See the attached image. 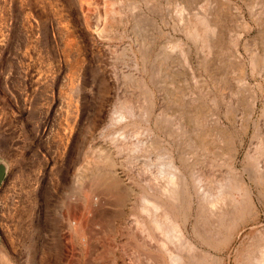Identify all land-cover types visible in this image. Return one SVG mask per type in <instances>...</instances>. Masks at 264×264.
Returning <instances> with one entry per match:
<instances>
[{"label": "rangeland", "instance_id": "374dc122", "mask_svg": "<svg viewBox=\"0 0 264 264\" xmlns=\"http://www.w3.org/2000/svg\"><path fill=\"white\" fill-rule=\"evenodd\" d=\"M180 1L0 0V163L5 169L0 242L16 257L25 260L38 251L37 263L31 264H66L59 248L63 233L48 224L59 220L66 191H76V204H84L77 191L93 172L91 155L102 144L99 134L128 99L140 111L154 100V117L165 118L160 120L165 122L162 143L179 148L188 179L215 170L220 181L230 169V150L237 149L235 167L242 170L249 153L264 142V12H220L221 40L205 65L200 44L184 27L206 12L193 5L178 14L175 3L185 5ZM238 37L241 55L234 58L231 43ZM250 55L262 59L255 73L247 65ZM195 99L202 105L197 107ZM75 177H80L78 186ZM255 192L264 226V197ZM137 198H131L124 218H134L130 204L135 200L139 206ZM48 207L53 208L50 214ZM118 221L101 233L100 251L107 243L133 248L117 235ZM253 229L249 223L234 247L222 252L230 256L229 264Z\"/></svg>", "mask_w": 264, "mask_h": 264}, {"label": "bare ground", "instance_id": "6f19581e", "mask_svg": "<svg viewBox=\"0 0 264 264\" xmlns=\"http://www.w3.org/2000/svg\"><path fill=\"white\" fill-rule=\"evenodd\" d=\"M239 1L243 5L234 0H184L185 5L175 3L178 14L188 12L193 5L198 12H206L190 20L188 18L189 21L184 27L186 35L194 43L200 44L205 65L221 40L222 12H264V0ZM131 5V10H140L138 5ZM241 39L238 37L231 43V51L238 56L236 58L241 55ZM182 53L187 60L191 56L187 46L183 47ZM261 60L253 56L249 58L247 65L250 66L251 73L258 70ZM262 62L264 68V60ZM197 101H194L197 107L202 105L203 102ZM135 103L128 99L117 106L107 127L99 134L102 147L100 145V148L92 152L93 172L77 191L83 197L84 204H76L75 201L79 198H76V191H66L59 220L48 224V229H58L63 233V242L59 243V248L62 249L66 264H229L230 256L221 254L225 249L231 250L234 247L236 239L249 223L254 225V229L247 232L248 235L234 249L231 261L233 264H264V226L259 224L260 199L257 198L258 203L254 197L255 190L258 193L256 197L261 200L264 197V142L254 152L249 153V162L246 161L248 165L245 163L242 170L237 169V165L235 167L237 149L230 150L226 159L230 169L226 176L219 178L220 181L216 180L215 170H212V175L208 174L210 171H206V176L191 174L192 178L189 179L192 184H189L188 176L183 172L184 158L176 150L179 144H176L175 149L170 148L172 145L166 148L165 143H162L165 122L160 121L164 117L160 120L154 117V100L149 101L148 108L143 106V112L137 109ZM256 103L254 100L253 108ZM168 121L170 120H166V123ZM218 121L224 124V120ZM215 166L213 164L212 167ZM76 180L78 186L80 177ZM132 197H138L140 205H135V200L130 204L133 210L129 214L135 219H127L124 218V212ZM110 206L114 209L107 212ZM52 209L48 207L49 214ZM40 211L43 212L42 209ZM119 217L120 220L123 218L120 222ZM117 221L120 223L117 235L126 237L133 248L129 251L125 244L114 245L115 243L106 242V249L100 251V244L103 243L101 233ZM7 247L0 242V264L37 263L38 251L35 256L27 254V259L22 260ZM212 250L220 251V255L213 254Z\"/></svg>", "mask_w": 264, "mask_h": 264}, {"label": "water", "instance_id": "95a60500", "mask_svg": "<svg viewBox=\"0 0 264 264\" xmlns=\"http://www.w3.org/2000/svg\"><path fill=\"white\" fill-rule=\"evenodd\" d=\"M3 174H4V164L0 163V184H1Z\"/></svg>", "mask_w": 264, "mask_h": 264}]
</instances>
